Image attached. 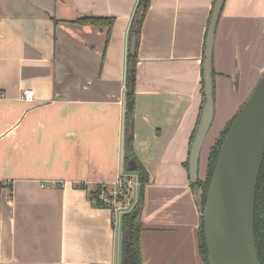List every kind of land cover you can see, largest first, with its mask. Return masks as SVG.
<instances>
[{"label":"crops","instance_id":"crops-1","mask_svg":"<svg viewBox=\"0 0 264 264\" xmlns=\"http://www.w3.org/2000/svg\"><path fill=\"white\" fill-rule=\"evenodd\" d=\"M138 2L0 0V264H123L121 225L92 202L91 190L124 171L126 65ZM213 3L149 0L141 23L134 149L149 175L140 202L142 264H206L186 162ZM82 16L113 23L84 24L76 20ZM212 56L207 155L264 72V0L224 1Z\"/></svg>","mask_w":264,"mask_h":264},{"label":"water","instance_id":"water-1","mask_svg":"<svg viewBox=\"0 0 264 264\" xmlns=\"http://www.w3.org/2000/svg\"><path fill=\"white\" fill-rule=\"evenodd\" d=\"M225 0H214L206 31L203 58L204 100L190 143V182L202 179L199 163L214 115L213 44ZM142 13V11L140 12ZM138 23L133 26L129 53L136 50ZM264 154V72L235 114L217 154L205 201L195 185L208 264H261L254 240L253 213L257 177ZM142 204L138 206L140 220ZM127 264V263H126Z\"/></svg>","mask_w":264,"mask_h":264},{"label":"trees","instance_id":"trees-1","mask_svg":"<svg viewBox=\"0 0 264 264\" xmlns=\"http://www.w3.org/2000/svg\"><path fill=\"white\" fill-rule=\"evenodd\" d=\"M149 0H139L137 9L133 18L132 26L138 23L137 35L140 34V27L144 14L148 8ZM142 11V13H140ZM84 24L101 25L107 24L109 28L113 23L112 17L107 16H82L76 19ZM138 44V43H137ZM137 61V45L133 54L128 52L126 65V81H125V110H124V143H123V166L125 171L137 172L141 181L139 189V201L142 202L144 196V185L149 180V175L139 160L134 149V117H135V72ZM202 96L204 100V81L202 77ZM202 100V102H203ZM235 115L226 123L224 128L220 131L219 136L212 143L206 165L205 176L198 179L197 182L192 183L199 186L202 190V203L205 201V193L209 184L210 176L214 168L217 154L221 145V141L227 132L229 125L232 123ZM199 119V117H198ZM198 120L196 122V125ZM196 129V127H195ZM195 129L193 135L195 133ZM192 135V138H193ZM192 140V139H191ZM188 167V161L186 162ZM138 211L125 213L122 217L121 224V257L124 264H142V256L140 252L139 232L141 229L140 223L137 221ZM253 229L254 240L261 264H264V154L257 177L256 190L254 195V213H253ZM199 248L202 259L206 264L207 254L204 242L203 222L200 216L199 224Z\"/></svg>","mask_w":264,"mask_h":264},{"label":"built area","instance_id":"built-area-1","mask_svg":"<svg viewBox=\"0 0 264 264\" xmlns=\"http://www.w3.org/2000/svg\"><path fill=\"white\" fill-rule=\"evenodd\" d=\"M24 96L31 100V89L24 90ZM64 180H53L52 184L65 185ZM141 181L137 172L122 171L108 180H100L91 190V200L97 206L106 207L111 212L114 225L122 224L125 213L138 210Z\"/></svg>","mask_w":264,"mask_h":264},{"label":"rangeland","instance_id":"rangeland-1","mask_svg":"<svg viewBox=\"0 0 264 264\" xmlns=\"http://www.w3.org/2000/svg\"><path fill=\"white\" fill-rule=\"evenodd\" d=\"M209 135L207 134V137H206V139H205V141H204V145H203V149H202V152H201V157H200V163H199V171L202 173L203 172V170L205 169V168H203V160L204 159H206V156H208L207 155V149L205 148V146H206V142H207V140H208V137ZM205 148V149H204Z\"/></svg>","mask_w":264,"mask_h":264},{"label":"flooded vegetation","instance_id":"flooded-vegetation-1","mask_svg":"<svg viewBox=\"0 0 264 264\" xmlns=\"http://www.w3.org/2000/svg\"><path fill=\"white\" fill-rule=\"evenodd\" d=\"M137 211V210H136ZM136 211H134V212H136ZM139 223V222H138ZM124 264V263H123Z\"/></svg>","mask_w":264,"mask_h":264}]
</instances>
